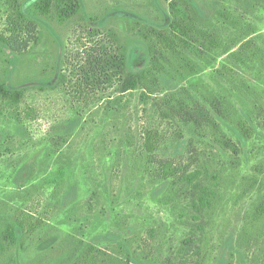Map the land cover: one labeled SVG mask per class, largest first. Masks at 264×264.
<instances>
[{
	"label": "rangeland",
	"instance_id": "rangeland-1",
	"mask_svg": "<svg viewBox=\"0 0 264 264\" xmlns=\"http://www.w3.org/2000/svg\"><path fill=\"white\" fill-rule=\"evenodd\" d=\"M81 1L83 12L67 22H41L36 42L17 59L0 51V86L21 94L18 104L0 94V264H264L261 63L235 68L248 90L231 89L216 72L226 56L201 74L207 92L218 82L227 89L229 122H246L245 136L224 125L237 152L205 133L199 147L175 155L190 130L174 140V126L160 122L152 99L142 102L138 89L119 94V77L105 80L98 71L107 53H131L138 64L145 52L138 14L172 29V0ZM189 1L222 41L255 31L246 39L256 37L252 46L264 52V0ZM79 86L90 95L73 99ZM114 95L120 100L107 109ZM156 126L170 129L156 155L181 156L186 173L200 171L212 193L208 208H192L181 172L171 183L148 170L143 131ZM193 150L200 158L190 160ZM190 234L196 241L182 259Z\"/></svg>",
	"mask_w": 264,
	"mask_h": 264
},
{
	"label": "trees",
	"instance_id": "trees-1",
	"mask_svg": "<svg viewBox=\"0 0 264 264\" xmlns=\"http://www.w3.org/2000/svg\"><path fill=\"white\" fill-rule=\"evenodd\" d=\"M169 8L173 17L172 29L162 27L138 14L137 23L141 37L145 40V52L138 64H135L134 55L131 53L124 51L120 56L107 53L103 57L105 59L102 69L98 71L105 73V80H109L112 75L119 77V94L138 89L142 102L152 99L151 106L160 122L165 121L174 126V140L178 139L183 128L190 130L192 138L178 142L175 155L183 154L192 145L199 147L205 141V133L209 134L221 150L226 152L230 149L236 153L237 144L227 134L224 125L233 134L245 136L248 132L246 122H229L230 115L225 107L230 105L224 95L227 89H223L222 83L218 82L217 90L207 92L200 84L203 82L201 74L206 68L213 66L210 64L216 60L215 57L226 56L228 64L221 63L220 70L216 69V72L226 79L231 89L248 90L250 84L235 68L252 66L250 64L254 60H258L264 68V52L256 48L257 46H252L256 37L246 39L256 32L244 29L239 41L229 39L224 42L213 25L189 0H172ZM82 12L81 0H0V51L6 52L15 60L36 42L41 22L53 18L62 24ZM236 45L238 47L234 49ZM196 58L204 65L196 63ZM97 74L100 76L98 72ZM84 80L86 81V78ZM165 81L171 82L173 86L165 88ZM0 94L14 104H18L21 98L20 91L4 86H0ZM89 95L86 89L83 90V87L79 86L73 94V99ZM117 99L119 98L115 95L110 98L106 102L107 109L116 107ZM120 110L117 109L118 112ZM193 138H196L195 141ZM167 139H170V129L161 131L159 126H156L143 131L141 145L149 151L148 170L171 183H174L172 177L181 172L177 180L192 191V208L198 212L208 208L212 193L204 179L199 177L200 171L196 169L186 173L183 170L186 167H182L180 161L176 162V158L181 156L163 158L156 155L158 144ZM200 154L193 150L190 160L200 158ZM203 170L207 172L206 167ZM195 226L202 228L200 222L195 223ZM6 232L13 236L12 228ZM195 236L197 235L190 234L182 240V259H186L191 253L196 241ZM180 264L184 262L181 261Z\"/></svg>",
	"mask_w": 264,
	"mask_h": 264
}]
</instances>
